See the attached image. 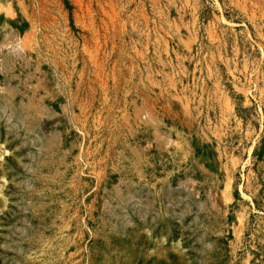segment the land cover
Listing matches in <instances>:
<instances>
[{"label":"rangeland","instance_id":"1","mask_svg":"<svg viewBox=\"0 0 264 264\" xmlns=\"http://www.w3.org/2000/svg\"><path fill=\"white\" fill-rule=\"evenodd\" d=\"M0 264H264V0H0Z\"/></svg>","mask_w":264,"mask_h":264}]
</instances>
